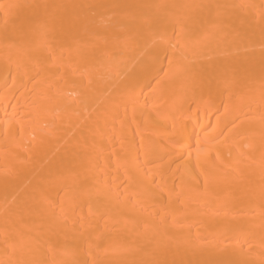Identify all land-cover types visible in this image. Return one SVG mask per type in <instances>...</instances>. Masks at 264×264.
I'll use <instances>...</instances> for the list:
<instances>
[{"label":"bare ground","instance_id":"bare-ground-1","mask_svg":"<svg viewBox=\"0 0 264 264\" xmlns=\"http://www.w3.org/2000/svg\"><path fill=\"white\" fill-rule=\"evenodd\" d=\"M260 28L264 0H0V264H264Z\"/></svg>","mask_w":264,"mask_h":264},{"label":"rangeland","instance_id":"rangeland-1","mask_svg":"<svg viewBox=\"0 0 264 264\" xmlns=\"http://www.w3.org/2000/svg\"><path fill=\"white\" fill-rule=\"evenodd\" d=\"M179 25H181V24L177 22V26H176V24H175L173 29H176L175 26L178 28ZM261 30H262V31H261ZM198 31H200V30H198ZM202 33H204V32H202ZM259 33H262L260 36H262V37L264 38V29H261V28H260V31L258 30V32L256 31V32L253 34V36H254L257 40H256V41H255V40H252V39H255L254 37H252V35H251L252 38L247 36V37L249 38L248 40H250V38H251V42H254V41H255V42H259L260 39H261V38L258 39V37H257V36H259ZM195 34H196V33H195ZM195 34H194V35H195ZM197 34H198V33H197ZM200 35H201V34H199V35H197V36H200ZM239 39L241 40L242 38H239ZM239 39H238V40H239ZM246 39H247V38H246ZM236 40H237V39H236ZM236 40L233 39V41H235V43L232 42V44H231V43H229V44H231V45L236 44V43H237ZM261 40H262V39H261ZM231 41H232V40H231ZM231 41H230V42H231ZM223 42H224V41H223ZM223 42H221L222 44H221V43H217V45H216V44H215V45H212L211 48H212V49H215V50H221L220 48H223V49H224V48L227 46V43H226V42H228V41H226L225 43H223ZM241 42L244 43V42H248V41H246V40H243V41H242V40H241ZM249 42H250V41H249ZM224 44H225V45H224ZM218 45H220V46H218ZM221 46H222V47H221ZM223 46H224V47H223ZM228 46H229V45H228ZM230 47H231V46H230ZM228 48H229V47H228ZM226 49H227V48H226Z\"/></svg>","mask_w":264,"mask_h":264}]
</instances>
